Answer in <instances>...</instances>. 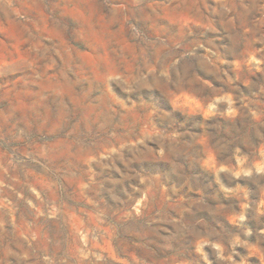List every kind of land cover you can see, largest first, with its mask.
<instances>
[{
    "label": "rangeland",
    "instance_id": "obj_1",
    "mask_svg": "<svg viewBox=\"0 0 264 264\" xmlns=\"http://www.w3.org/2000/svg\"><path fill=\"white\" fill-rule=\"evenodd\" d=\"M0 264H264V0H0Z\"/></svg>",
    "mask_w": 264,
    "mask_h": 264
}]
</instances>
